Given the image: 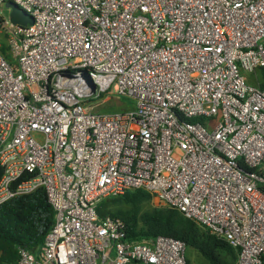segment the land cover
<instances>
[{
  "label": "built area",
  "instance_id": "built-area-1",
  "mask_svg": "<svg viewBox=\"0 0 264 264\" xmlns=\"http://www.w3.org/2000/svg\"><path fill=\"white\" fill-rule=\"evenodd\" d=\"M5 1L0 205L43 187L54 209L12 264H186L183 241L96 213L137 189L261 264L264 0H10L25 26ZM109 93L133 106L101 112Z\"/></svg>",
  "mask_w": 264,
  "mask_h": 264
},
{
  "label": "trees",
  "instance_id": "trees-1",
  "mask_svg": "<svg viewBox=\"0 0 264 264\" xmlns=\"http://www.w3.org/2000/svg\"><path fill=\"white\" fill-rule=\"evenodd\" d=\"M264 85V68L256 72ZM251 78V77H249ZM131 99V98H130ZM131 103L118 107L122 111ZM2 170L0 168V175ZM152 196L141 189L103 198L96 205L100 217L121 218L129 240H146L158 235L181 240L186 247V264H193L189 252L195 253L200 264H234L237 250L225 240L211 235L175 208L154 206ZM54 222V209L45 189L21 195L0 205V264H12L18 259V248L34 251L43 243ZM264 264V255L262 263Z\"/></svg>",
  "mask_w": 264,
  "mask_h": 264
},
{
  "label": "rangeland",
  "instance_id": "rangeland-1",
  "mask_svg": "<svg viewBox=\"0 0 264 264\" xmlns=\"http://www.w3.org/2000/svg\"><path fill=\"white\" fill-rule=\"evenodd\" d=\"M251 77V78H249ZM248 82L252 83L254 81L253 75L248 74L247 75ZM109 97L103 98L102 108L100 109L101 112H113L117 111L118 107L125 106L131 103V99L126 96H117L112 95L109 93ZM111 96V97H110ZM191 262L193 264H200L198 259L195 260V258H198V256L195 253L189 252Z\"/></svg>",
  "mask_w": 264,
  "mask_h": 264
},
{
  "label": "water",
  "instance_id": "water-1",
  "mask_svg": "<svg viewBox=\"0 0 264 264\" xmlns=\"http://www.w3.org/2000/svg\"><path fill=\"white\" fill-rule=\"evenodd\" d=\"M4 10L12 23H17L19 25L25 26L33 22V18L30 15L25 13L10 0L5 1Z\"/></svg>",
  "mask_w": 264,
  "mask_h": 264
}]
</instances>
